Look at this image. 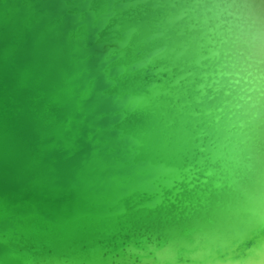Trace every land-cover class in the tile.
<instances>
[{
    "label": "water",
    "instance_id": "obj_1",
    "mask_svg": "<svg viewBox=\"0 0 264 264\" xmlns=\"http://www.w3.org/2000/svg\"><path fill=\"white\" fill-rule=\"evenodd\" d=\"M0 264H264V0H0Z\"/></svg>",
    "mask_w": 264,
    "mask_h": 264
}]
</instances>
